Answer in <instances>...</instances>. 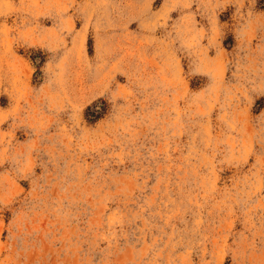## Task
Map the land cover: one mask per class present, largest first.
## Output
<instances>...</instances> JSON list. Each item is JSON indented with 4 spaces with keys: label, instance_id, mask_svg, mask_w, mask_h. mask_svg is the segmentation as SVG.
<instances>
[{
    "label": "rangeland",
    "instance_id": "rangeland-1",
    "mask_svg": "<svg viewBox=\"0 0 264 264\" xmlns=\"http://www.w3.org/2000/svg\"><path fill=\"white\" fill-rule=\"evenodd\" d=\"M0 264H264V0H0Z\"/></svg>",
    "mask_w": 264,
    "mask_h": 264
}]
</instances>
